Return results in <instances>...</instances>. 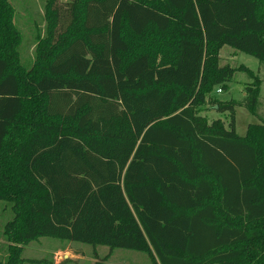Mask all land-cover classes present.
<instances>
[{
    "label": "trees",
    "instance_id": "obj_1",
    "mask_svg": "<svg viewBox=\"0 0 264 264\" xmlns=\"http://www.w3.org/2000/svg\"><path fill=\"white\" fill-rule=\"evenodd\" d=\"M45 5L25 65L0 0V264L41 237L151 264H264V120L243 136L235 121L259 81L246 70L241 100L216 97L245 70L224 46L264 63V0H67L65 26Z\"/></svg>",
    "mask_w": 264,
    "mask_h": 264
},
{
    "label": "rangeland",
    "instance_id": "obj_2",
    "mask_svg": "<svg viewBox=\"0 0 264 264\" xmlns=\"http://www.w3.org/2000/svg\"><path fill=\"white\" fill-rule=\"evenodd\" d=\"M47 0H9L12 8V22L21 36L20 55L25 65L31 62L36 45V33L44 34L45 30V4ZM67 0H56L59 8L60 25L68 22L66 13ZM221 63L233 67L243 66L245 70L236 71L229 89L216 92V97L222 101L230 99L239 101L244 96L246 86H251L256 77L259 81L260 94L255 113L249 112L244 106L235 107L236 132L240 136L246 133L247 126L264 120V63L246 53L235 51L229 46H224L220 51ZM251 71L252 75H248ZM202 114L211 121L213 119L225 120L224 114L212 109H204ZM10 219L8 213L0 209V224ZM63 245V244H62ZM7 241L0 237V256H6ZM106 256V258H105ZM23 263L21 264H151L148 257L137 251L115 248L112 252L107 246L93 247L88 244L70 242L61 246L60 241L51 237H41L23 246ZM37 260L38 262H31Z\"/></svg>",
    "mask_w": 264,
    "mask_h": 264
},
{
    "label": "built area",
    "instance_id": "obj_3",
    "mask_svg": "<svg viewBox=\"0 0 264 264\" xmlns=\"http://www.w3.org/2000/svg\"><path fill=\"white\" fill-rule=\"evenodd\" d=\"M218 92H221L220 90H217Z\"/></svg>",
    "mask_w": 264,
    "mask_h": 264
}]
</instances>
